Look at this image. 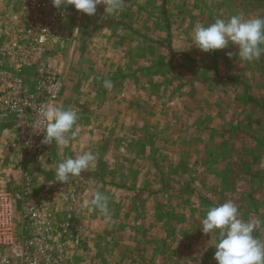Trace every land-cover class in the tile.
Listing matches in <instances>:
<instances>
[{
  "label": "crops",
  "instance_id": "1",
  "mask_svg": "<svg viewBox=\"0 0 264 264\" xmlns=\"http://www.w3.org/2000/svg\"><path fill=\"white\" fill-rule=\"evenodd\" d=\"M116 3L115 12H106V5L100 3L92 16L70 6V13L64 17L52 0H0V30L4 38L0 37V90L15 75L34 87L36 68L19 69L12 56L2 51H15V43L19 41L24 45L37 44L34 38L40 25L53 24L60 29V38L39 59L48 69L61 71L64 85L58 105L78 115L76 137H69L63 147L48 145L37 156L23 151L18 128L10 118L0 115V194L14 195L15 218L21 221L19 226L25 227L26 235L30 232L26 228L27 214L32 209L39 210L47 219L55 218L53 225H59L66 217L71 220L67 223L82 225L84 233L94 232L93 228L101 232L104 222L121 232L112 243L121 250L123 260H134L131 262L137 264L153 260L154 264L161 259L166 264V253L156 252L150 242L161 238L165 241L166 236H172L168 229L173 211L198 209L199 204L187 203L186 199L187 195L203 194V185L193 187L188 178L221 180L234 176L225 164L240 158L237 147L244 148L246 143L236 144L229 129L237 120L246 122L252 111L264 115V64L240 61L235 45L225 48L227 54L222 53L225 49L211 51L209 63L196 53L199 49L192 45L191 34L195 26L215 22L216 16L224 20L233 15L264 18V0H116ZM189 6L194 11H184ZM161 30L168 34L169 42H174L172 34L180 35L182 50H188L187 63L185 68L182 64L181 72L186 69V74L192 75L181 77L183 83L178 87L170 86L161 92L150 89L149 84L147 89H140L139 74L147 71V81H151L148 80L151 65L150 57L147 63H144L147 58L140 59V54L138 57V45H144L147 39L153 46L150 35ZM122 33L141 35L137 46L129 47ZM136 62L148 66L140 71L135 68ZM170 66L171 62L167 70ZM81 80L87 83L83 91L77 88ZM105 80L112 87H105ZM249 84L253 92L244 88ZM256 97L262 100L258 102ZM261 134L258 144L262 146L264 131ZM101 145L103 150L96 152ZM139 145L144 147V154L135 151ZM86 151L96 153L95 165L66 183L56 182L58 164ZM259 160L264 179V150H260ZM172 170L175 177L187 178L186 181L179 182L176 178L170 183ZM97 192L109 197L110 219L99 210L84 207V202H90ZM176 198L179 201H174ZM180 236L188 237L184 233ZM202 238L203 232L199 230L192 241L198 243ZM87 240L86 250L92 255L100 239ZM195 248L203 250L200 244ZM61 249L66 250L64 245ZM207 251L210 252L209 249L203 252Z\"/></svg>",
  "mask_w": 264,
  "mask_h": 264
},
{
  "label": "rangeland",
  "instance_id": "2",
  "mask_svg": "<svg viewBox=\"0 0 264 264\" xmlns=\"http://www.w3.org/2000/svg\"><path fill=\"white\" fill-rule=\"evenodd\" d=\"M194 9L195 8L192 9L189 6L186 7L184 11L186 10L194 11ZM216 19H219V17L216 16L214 20ZM2 22L5 21L2 20ZM162 31L163 30L153 35H150V37L154 39V41H152L153 46L151 45V43L148 44L146 42L147 39L144 45H142L141 43L140 45H138V50H137L138 57L140 54V59L142 57H145V59L147 58V60H144V63H147L148 58L150 57V61L148 62V64L151 65L149 71V79H148V80L151 79V81H147V77H146L147 71H142V70L146 69L148 64L142 66L140 62H136L135 64V65L138 64V66H135V68L142 71L139 74V77L140 76L142 77V81L141 83H139L138 86L140 87V89H147V85L149 84L150 89H154L155 91L161 92L163 90L169 89L170 86L174 88L178 87L181 83H183L181 82L182 81L181 77H183V79H186L187 77L192 75L189 73L186 74V69H184L185 73L181 72V70L185 68L184 63H187L186 56L188 54L187 53L188 50H182L180 35L172 34L171 36L173 37L175 36L174 42H169V40L167 39L168 34ZM122 34H123V41L126 44H128L129 47H131V44L135 46L140 41L141 35L139 34L138 35L137 34L130 35L125 33ZM0 37L3 38V33L1 34V30H0ZM164 41H168V42L165 43ZM132 42H136V43H132ZM191 51L193 50H189V52ZM224 52L227 54L228 52L227 49H225V51H223L222 53ZM196 53L203 55V59H205V61H208L209 63L212 62L210 55L211 52L205 53L202 51V53H200L199 50ZM165 60L168 61V63L171 62V66L169 67V70H167L168 63H165L164 62ZM255 62L263 65L264 54L261 55V58L259 60H255ZM182 64L184 65L183 68L181 67ZM101 75L103 76V73ZM101 82H102L101 83V90H102L103 81ZM86 84H87L86 82L81 80L78 82L77 88H80V91H83L82 88H85ZM244 88L249 92H253L250 84L249 86H245ZM256 99L258 100V102H260L261 98L256 97ZM262 99H264V97ZM159 111L161 110L159 109ZM245 121L246 122H244V120L242 122H238L237 120V124H234L233 128L229 129V135L231 139L236 142V144L246 143L244 148L237 147V152L239 153V156L237 157L240 158H237L236 161H233L230 164L229 163L225 164V167L229 168L230 175H234V176H231V178H224L221 180L215 177H212V179L205 177L198 179L188 178V183L193 187H198L203 185L201 186L202 187L201 191L203 192V194L201 195L198 194L194 197H192L191 195H187V199H186L187 203L194 202L199 204L198 209H195L193 211L187 209L183 212L180 210L173 211V214L171 215L172 219L169 220L171 221L170 222L171 229L170 227L168 229V231L170 230L168 234H171L172 236L171 237L166 236L167 239L165 241H163V239L161 238V240L155 239L154 241L150 242L151 244L152 242L154 243V247H152V249H154L156 252L159 251L166 253V261H165L166 264H217V261L214 259V255L216 252L215 244L219 241L218 232H213L211 234L203 233V238L198 243L196 241H192V236H196L199 230L203 232L201 227L202 221L206 217L207 211L210 208L218 205H222L223 203L229 201L234 203V205L237 207L239 219L246 222L247 221L260 222L259 227L254 231V236L261 242H264V192H263L264 188H262V186H264V179L261 178L262 177L261 173L263 169H262L261 160H259L260 150L261 151L264 150V145L261 146L258 144L259 139L263 137L261 133L264 131V115L261 117L260 113L257 114L254 111H252V114H249V119ZM171 133H173V131H171ZM175 133H177V131ZM134 139H136V137H134ZM158 139L162 140L161 138ZM102 147H103L102 145L99 146L95 151L100 153L103 150ZM166 149L167 148H165L164 150ZM143 150H144L143 146L141 145L136 146L135 151H137L138 153L144 154ZM206 150L209 151V148L208 149L206 148ZM188 155H192V154H188ZM192 166H195V163H193ZM228 168H226L225 171H228ZM244 169L245 171H243ZM171 172L172 174H170L171 176H169L168 179L170 180V183L171 180L175 181V179L177 178L174 176L175 171L172 170ZM95 178H99V177H95ZM186 179H182V180L178 179V181L182 182L184 180L186 181ZM177 200L178 198H176V200L174 199V201L176 202ZM66 220H67L66 217L60 220V224L57 226V232H55L57 233L56 234L57 239L62 245H64L66 249L65 251L63 250L64 257L63 260H61L62 264H137L136 262L134 263L131 262L134 260H130V261L123 260L124 257L122 258L119 255V253H121V250L117 249L115 244L112 243L114 239L117 237V235L121 234V232L120 233L118 231L116 232L115 226L113 225L108 226L103 222V226H101L103 230H101V227H98V229H100L101 232H98L96 228H93L94 230L92 231L94 232L90 233L88 231L84 233V227L82 225L80 226L79 224L75 226L71 224L69 225L71 220L70 222L69 220L67 221ZM105 220L106 219H103V221ZM181 233L188 235V237L182 239L180 236ZM175 234H177V237ZM198 236L200 235L198 234ZM77 237L84 240L82 241L80 239L79 241ZM91 237L92 239H96V238L100 239V242L98 241V244H96V249H93L94 246L91 247V249L95 250V252L92 255L89 254V252H87L86 250V248L89 249L88 247L89 241L88 240L86 241V239ZM167 240L170 241L167 242ZM67 241H69L70 243L68 244ZM197 244L201 245V248L203 249L202 251L199 250L197 251V249L195 248V245ZM141 245L143 246L146 244L144 242H141ZM141 249L151 252L146 246L144 248L142 247ZM206 249L207 250L209 249L210 252L208 251L207 253L203 252ZM95 254L98 255L95 256ZM115 258L121 260L118 261L115 260ZM142 264H153V260L150 262L143 261ZM154 264H162V260L161 259H159L158 261L155 260Z\"/></svg>",
  "mask_w": 264,
  "mask_h": 264
},
{
  "label": "clouds",
  "instance_id": "3",
  "mask_svg": "<svg viewBox=\"0 0 264 264\" xmlns=\"http://www.w3.org/2000/svg\"><path fill=\"white\" fill-rule=\"evenodd\" d=\"M52 3L57 9L62 5L74 6L77 11L88 16L95 15L100 3L106 5V12H115L117 8L116 0H52ZM191 40L192 45L205 53L235 45L240 61L259 60L264 54V18L245 19L233 15L227 20L216 19L210 25L195 26ZM104 86L112 87L108 80L104 81ZM38 115L39 119L31 128L37 134L43 133L42 143L63 147L68 144L69 137H76L78 115L72 109L49 102L41 106ZM95 161L96 155L91 151L75 158H66L56 168V182L66 183L71 177L79 176L82 171L94 166ZM84 207L99 210L106 219H110L109 197L102 192L95 193L90 202L85 201ZM259 224V221L239 219L237 207L229 201L210 208L201 227L204 234H219L214 255L217 264H264V242L254 236Z\"/></svg>",
  "mask_w": 264,
  "mask_h": 264
},
{
  "label": "built area",
  "instance_id": "4",
  "mask_svg": "<svg viewBox=\"0 0 264 264\" xmlns=\"http://www.w3.org/2000/svg\"><path fill=\"white\" fill-rule=\"evenodd\" d=\"M70 6H61L62 16L70 13ZM59 32L60 29L55 25L43 24L34 38L35 43L39 42L40 45H24L19 41L15 43V51H2L12 56L11 59L18 64L19 69L36 68L33 88L27 80L15 75L0 90V115L14 122L20 132L23 151L31 156H37L48 146L42 143L43 133L37 134L31 126L39 119L42 105L51 102L59 106L57 99L64 85L61 71L48 69L39 59L59 40ZM16 196L21 199L26 197ZM12 198L14 195L0 194V264H62L64 255L62 244L56 241L58 225H53L55 218L47 219L39 210L32 209L27 214L26 228L30 232L26 235L25 227L19 226L21 221H16ZM37 227L40 232H37Z\"/></svg>",
  "mask_w": 264,
  "mask_h": 264
}]
</instances>
